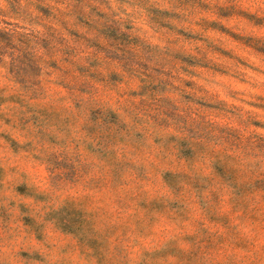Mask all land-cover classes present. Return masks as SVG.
<instances>
[{
	"label": "rangeland",
	"instance_id": "374dc122",
	"mask_svg": "<svg viewBox=\"0 0 264 264\" xmlns=\"http://www.w3.org/2000/svg\"><path fill=\"white\" fill-rule=\"evenodd\" d=\"M0 264H264V0H0Z\"/></svg>",
	"mask_w": 264,
	"mask_h": 264
}]
</instances>
